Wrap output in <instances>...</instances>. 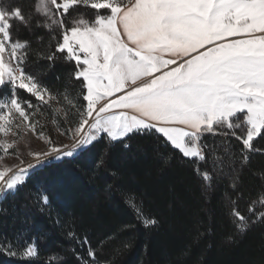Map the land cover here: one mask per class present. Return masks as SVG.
I'll return each mask as SVG.
<instances>
[{
  "label": "snow or ice",
  "instance_id": "obj_1",
  "mask_svg": "<svg viewBox=\"0 0 264 264\" xmlns=\"http://www.w3.org/2000/svg\"><path fill=\"white\" fill-rule=\"evenodd\" d=\"M77 5L97 10L94 19L69 24L65 17ZM38 10L45 22H37V27L58 25L56 52L66 51V59L75 62L77 102L65 96L75 109L71 120L65 113V122L72 126L64 134L71 135L72 143L30 153L34 162L14 173L7 167L0 170V194L17 189L29 169L84 151L102 133L111 142L155 135L189 160L206 159L200 144L206 133L235 137L242 150L261 151L253 148V141L264 133V0H39ZM13 21L29 26L31 18L19 5L0 0V86L10 84L12 93L0 99L4 136H15L14 127L21 126L35 132L30 117L39 112V105L57 99L26 72V44L13 42ZM17 89L35 97L37 104L22 99ZM80 97L86 103H79ZM237 114L243 120L233 123ZM245 125L241 135L225 131ZM14 143L0 141V148L7 152ZM196 172L205 181L212 179L207 171ZM136 210L142 215L139 207ZM232 214L243 234L245 217L237 209ZM258 218L264 219V212ZM144 223L154 226L157 221L145 218ZM36 255L33 245L22 253L25 258ZM89 255L95 257L91 249Z\"/></svg>",
  "mask_w": 264,
  "mask_h": 264
},
{
  "label": "trees",
  "instance_id": "obj_2",
  "mask_svg": "<svg viewBox=\"0 0 264 264\" xmlns=\"http://www.w3.org/2000/svg\"><path fill=\"white\" fill-rule=\"evenodd\" d=\"M36 1L3 3L31 18L29 26L13 21L12 40L26 44L24 68L57 96L51 106L66 126L65 113L71 120L75 109L65 96L76 103L79 91L75 62L56 52L58 25L37 27L45 18L35 14ZM96 11L77 5L65 19H93ZM7 89L0 87V97ZM200 144L203 161L182 157L155 135L111 142L102 133L86 150L36 167L0 201V264H264V133L253 141L261 151L242 150L221 134L206 133ZM233 209L245 217L243 234ZM145 218L157 223L145 226ZM28 245L35 257L22 256Z\"/></svg>",
  "mask_w": 264,
  "mask_h": 264
},
{
  "label": "rangeland",
  "instance_id": "obj_3",
  "mask_svg": "<svg viewBox=\"0 0 264 264\" xmlns=\"http://www.w3.org/2000/svg\"><path fill=\"white\" fill-rule=\"evenodd\" d=\"M6 5L14 7L17 6L18 4L16 5V3H8ZM38 9H39V0H37L35 3L34 12L35 14L42 17L43 13ZM7 86H8L7 93L4 94V96L0 97V99L7 100L11 96L12 94L11 85L9 84ZM16 91L21 96L22 99L31 100L34 105L37 104L35 97H33L34 98L33 100L28 99V97H25L24 95V93L26 95H29L28 93L19 89H17ZM51 105L52 103L46 105H39L38 106L39 112H37L34 116L30 117V119L36 124L35 132L21 126L20 128L14 127L13 130L16 132L15 136H13L11 132L7 136L0 134V141L7 140L9 143L15 141L13 147L11 149H8L7 152H5L3 148H0V170H3L5 167H7L12 169V172L14 173L19 168L26 167L28 164L34 162L35 158L33 155H30V153L48 151L49 148L52 146L70 145L72 143L71 135L64 134L66 130L72 125H70L69 123H66V126L60 124V122L56 119V115L54 111L55 107H52ZM43 108H45L46 110H50L52 114H49L47 111L44 112ZM237 117L238 118L233 119V123H239L243 120L242 114H237ZM54 120L55 123H53ZM16 122H19V120L17 119ZM232 130H235L240 134L246 133V125L242 129H232ZM40 132L44 133L43 137H40L39 135ZM49 139L52 141L51 145L48 144ZM79 152L80 151H77L73 155ZM32 170L33 169H29L25 173V178ZM11 174L12 173H9V175ZM10 191H14V190H10ZM3 195L4 194H0V201Z\"/></svg>",
  "mask_w": 264,
  "mask_h": 264
},
{
  "label": "crops",
  "instance_id": "obj_4",
  "mask_svg": "<svg viewBox=\"0 0 264 264\" xmlns=\"http://www.w3.org/2000/svg\"><path fill=\"white\" fill-rule=\"evenodd\" d=\"M98 138H99V137H98ZM98 138H97V139H98Z\"/></svg>",
  "mask_w": 264,
  "mask_h": 264
}]
</instances>
